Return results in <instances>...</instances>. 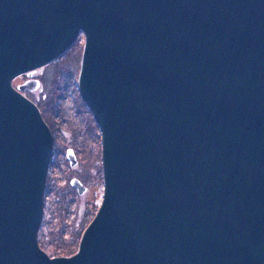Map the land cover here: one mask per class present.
Masks as SVG:
<instances>
[{
	"label": "water",
	"instance_id": "95a60500",
	"mask_svg": "<svg viewBox=\"0 0 264 264\" xmlns=\"http://www.w3.org/2000/svg\"><path fill=\"white\" fill-rule=\"evenodd\" d=\"M79 33L103 193L50 257L52 135L22 93L39 81L12 80ZM0 264H264V0H0Z\"/></svg>",
	"mask_w": 264,
	"mask_h": 264
},
{
	"label": "rangeland",
	"instance_id": "374dc122",
	"mask_svg": "<svg viewBox=\"0 0 264 264\" xmlns=\"http://www.w3.org/2000/svg\"><path fill=\"white\" fill-rule=\"evenodd\" d=\"M83 46L84 36L79 33L59 56L12 80L14 87L29 79L39 81L37 88L22 93L39 108L52 135L37 229L38 244L50 257L76 252L103 193L101 132L78 88ZM68 148L74 151V165L66 157ZM72 178L85 186L82 194L70 184Z\"/></svg>",
	"mask_w": 264,
	"mask_h": 264
}]
</instances>
